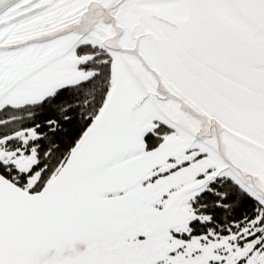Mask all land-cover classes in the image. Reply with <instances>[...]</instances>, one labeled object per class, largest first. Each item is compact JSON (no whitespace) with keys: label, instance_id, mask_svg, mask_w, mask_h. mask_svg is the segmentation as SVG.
<instances>
[{"label":"snow or ice","instance_id":"snow-or-ice-1","mask_svg":"<svg viewBox=\"0 0 264 264\" xmlns=\"http://www.w3.org/2000/svg\"><path fill=\"white\" fill-rule=\"evenodd\" d=\"M0 264H264V0H0Z\"/></svg>","mask_w":264,"mask_h":264}]
</instances>
